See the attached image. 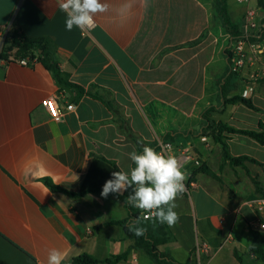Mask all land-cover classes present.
Masks as SVG:
<instances>
[{"label": "crops", "instance_id": "1", "mask_svg": "<svg viewBox=\"0 0 264 264\" xmlns=\"http://www.w3.org/2000/svg\"><path fill=\"white\" fill-rule=\"evenodd\" d=\"M215 3L149 0L146 9L124 23L98 16L96 27L83 36L78 28L67 30L57 0H0V46L13 25L29 37L49 39L70 81L92 92L99 87L134 136L148 145L171 137L169 142L194 149L205 171L194 174L189 194L177 197L179 220L167 225L175 240L161 251L177 263L196 264L192 251L203 239L212 248L207 264H264L250 250L253 240L264 246V231L251 227L255 214L245 204L255 192H264V145L223 132L233 157L259 162L232 165L207 129L209 119L259 131L264 62L249 59L229 95H242L252 86L249 97L256 109L225 105L221 85L230 75L234 41L217 19ZM227 4L239 25L248 9L264 20L258 0ZM53 96L64 108L74 105L58 122L42 106ZM119 125L105 103L88 95L77 100L40 62L24 66L0 58V264H47L52 248L65 253L62 264L83 254L98 259L96 264H127L131 250L139 264H155L127 237L122 221L128 211L119 197H74L44 182L78 193L95 157L130 172L129 153H138V147ZM229 235L232 240L225 243Z\"/></svg>", "mask_w": 264, "mask_h": 264}, {"label": "trees", "instance_id": "2", "mask_svg": "<svg viewBox=\"0 0 264 264\" xmlns=\"http://www.w3.org/2000/svg\"><path fill=\"white\" fill-rule=\"evenodd\" d=\"M228 0H216L215 10L217 13V19L219 20L221 26L230 33L233 41L241 36V28L237 22H234L231 18V15L228 10ZM260 7H264L263 0H258ZM50 40L47 38H32L27 36L18 25H13V27L7 33L2 50L0 52V58L6 62L17 61L21 59H36L40 62L47 70L51 71L54 75L56 81L62 88L71 90L76 93V99L79 100L82 96L88 95L93 98L101 100L107 108L112 111L116 116V121L120 122L119 127L123 132H125L129 139H132L138 147V153L142 152L144 146H151L153 148H158L159 144L148 145L134 136L127 124V122L120 117V112L115 103L108 97L102 95L99 87L97 92H92L91 89L85 90V88L73 83L70 81L69 74L63 71L59 64L55 61L53 53L50 48ZM230 53L229 58L232 56ZM236 76V73L230 71L229 77L221 85V94L223 101L226 104H242L250 109H256L253 105V102L250 97H244L242 95H229L232 92L233 79ZM207 129L213 135V138L218 141L223 149V159L230 162L232 165L243 164L244 161H250L253 163L259 164L256 160L250 157H233L230 152L228 145L226 144L224 137H222L223 132L228 134H240L245 135L258 143L264 145V125L259 126V131L257 130H243L231 127L229 125L223 124L221 122H214L208 119ZM171 137H165L163 141H171ZM135 166V165H134ZM106 167H109L110 170H105ZM114 171H120L118 166L108 161L104 158L95 157L91 168L88 171L87 176L85 177L81 189L78 193L69 192L67 190L61 189L54 185L51 180L45 179V184L55 192H63L70 196L81 197L86 194H100L104 183L112 178L111 174ZM257 191L260 190V187H256ZM132 194V188H129L127 192H124L122 195L109 194L111 196H117L122 201L125 202L128 217L122 224L125 227L126 235L129 239H132L134 242V248L137 251H143L152 257L155 261V264H180L177 263L172 257L169 256L167 252H163L159 249L160 246L172 242L175 240L173 234L169 230L167 224H161L155 218L150 220H145L141 216V210L135 208L127 202V196ZM139 220L140 223L136 227H143L146 229V232L142 236H137L134 234V230H130L129 225L135 221ZM258 234V233H257ZM261 236L260 234L256 235ZM250 250L255 253L261 261L264 263V246L262 242L252 241ZM99 260L94 258L91 255L83 254L73 259L72 264H96Z\"/></svg>", "mask_w": 264, "mask_h": 264}, {"label": "clouds", "instance_id": "3", "mask_svg": "<svg viewBox=\"0 0 264 264\" xmlns=\"http://www.w3.org/2000/svg\"><path fill=\"white\" fill-rule=\"evenodd\" d=\"M57 5L66 14L67 30L75 27L85 33L96 26L98 16L107 14L120 23L131 20L138 9L149 6V0H57ZM129 157L135 166L130 172H112V178L102 187L101 197L122 195L132 188L127 202L147 213L145 219L155 218L161 224L174 225L179 220V214L174 210L176 199L186 191L187 175L180 159L151 146H144L140 153L133 151ZM139 223L135 220L129 228L135 235L142 236L146 229L136 227ZM64 258L63 251L52 248L48 251L47 264H62Z\"/></svg>", "mask_w": 264, "mask_h": 264}, {"label": "built area", "instance_id": "4", "mask_svg": "<svg viewBox=\"0 0 264 264\" xmlns=\"http://www.w3.org/2000/svg\"><path fill=\"white\" fill-rule=\"evenodd\" d=\"M239 3H248L250 0H237ZM97 25V23H96ZM96 27V26H95ZM94 27V28H95ZM93 28V29H94ZM241 36L234 39V51L230 57L231 71L238 74L246 66L249 59L253 61H263L264 62V20H259V13L257 10L248 9L242 18L241 24ZM92 29V30H93ZM82 33L83 36H87L91 31ZM2 45L0 46V51L2 50ZM20 65L28 66L34 65L38 61L36 59H21L17 60ZM253 92V87L250 86L245 89L242 96L249 97ZM42 106L48 111L49 115L54 121H61L64 118L66 111H70L74 108V105H68L65 108L61 106L59 97L53 96L46 98L42 101ZM158 151H164L168 154L176 155L183 165V170L187 175L185 180L186 191L184 194H189L191 189L195 187V182L193 181L194 174L202 167L203 163L201 158L195 153L191 146L185 145H175L172 142L162 141L159 143ZM255 214V219L251 223V227L264 231V196H259L250 199L245 202ZM147 213H142L141 216L145 219ZM153 218L145 219L150 220ZM232 240V236L229 235L226 242ZM223 246V245H221ZM210 244L203 239L198 240L195 248L192 251V257L196 264H207V258L211 252ZM127 264H139V259L136 251L131 250L128 255Z\"/></svg>", "mask_w": 264, "mask_h": 264}, {"label": "rangeland", "instance_id": "5", "mask_svg": "<svg viewBox=\"0 0 264 264\" xmlns=\"http://www.w3.org/2000/svg\"><path fill=\"white\" fill-rule=\"evenodd\" d=\"M4 41H5V39L3 40V44H4ZM204 166L202 165V167L199 169L200 171H205L204 169ZM261 176L260 175H257L256 177H255V181H254V185H255V187H262L261 186ZM259 196H264V192L262 191L261 193H257V192H255V194H253L251 197H249L246 201H248V200H250V199H253V198H256V197H259ZM245 201V202H246ZM160 248V247H159ZM163 247H161V249H162Z\"/></svg>", "mask_w": 264, "mask_h": 264}]
</instances>
